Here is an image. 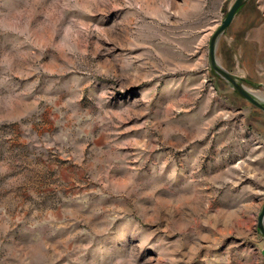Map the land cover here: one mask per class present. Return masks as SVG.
I'll use <instances>...</instances> for the list:
<instances>
[{
    "label": "rangeland",
    "instance_id": "374dc122",
    "mask_svg": "<svg viewBox=\"0 0 264 264\" xmlns=\"http://www.w3.org/2000/svg\"><path fill=\"white\" fill-rule=\"evenodd\" d=\"M233 1L0 0V264H264ZM215 55L264 98V0Z\"/></svg>",
    "mask_w": 264,
    "mask_h": 264
},
{
    "label": "water",
    "instance_id": "95a60500",
    "mask_svg": "<svg viewBox=\"0 0 264 264\" xmlns=\"http://www.w3.org/2000/svg\"><path fill=\"white\" fill-rule=\"evenodd\" d=\"M247 0H234L229 7L225 17L221 20L219 26L214 30L212 33L210 40H209V60L212 70L222 79L228 81L233 89L243 98L260 108L264 111V98L257 97L254 93L248 90L242 83V79L238 76L230 73L226 69H224L218 62L215 51L216 45L218 42L219 37L225 31V29L230 25L232 19L238 9L243 6ZM257 228L259 232L262 234L264 239V201L261 206L260 212L257 216Z\"/></svg>",
    "mask_w": 264,
    "mask_h": 264
}]
</instances>
